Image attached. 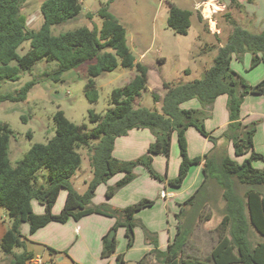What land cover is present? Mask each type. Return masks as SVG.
Masks as SVG:
<instances>
[{
  "label": "trees",
  "instance_id": "obj_1",
  "mask_svg": "<svg viewBox=\"0 0 264 264\" xmlns=\"http://www.w3.org/2000/svg\"><path fill=\"white\" fill-rule=\"evenodd\" d=\"M23 2L0 0V80H16L20 69H31L42 59L57 62L53 74L55 80L85 64L89 75L85 93L95 103L99 98L95 77L114 70L119 64L136 68V74L125 85L113 89L112 106L105 114L90 110V118L96 123L91 129L86 124L71 121L64 111L58 110L54 115V136L45 143H34L15 166L8 152L12 130L8 123L0 122V205L6 207L12 217L0 246L5 253H13L12 264H26L34 256L27 249L14 252L16 247H26L21 232L25 222L29 223L30 232L34 233L50 222L66 223L71 218L79 220L94 213L114 217L117 211L110 209L108 204L93 203L98 186L112 176L123 173L116 186H110L106 191L105 195L111 198L116 189L133 180V170L138 164L144 165L152 176L158 177L152 167L153 156L169 154L174 132L177 133L181 160L178 175L169 179V184L181 186L191 167L201 162L204 163V179L176 214V233L166 249L159 248L157 240L152 239L155 247L150 252L156 254L160 264H264V240L252 246L249 239L250 225L264 236V169L253 165V160L263 158V154L254 148L255 123H244L240 118L245 97L248 94H264V77L252 85L232 67L233 57L241 59L247 51L252 53V68L264 63V28L260 32H253L234 23L229 40L219 48L213 64L203 76L188 82L164 81L166 91L163 96L153 91L154 100L161 104L160 109L152 110L135 105L137 98L148 89L149 67L136 60L127 41V30L109 10L108 4L98 10L103 19L101 28L81 26L55 35L52 33L53 26L68 22L82 12V0H45L41 6L44 20L37 31H29L25 27L26 18L21 14ZM231 3L242 6L237 0ZM192 14V10L171 3L168 26L174 32L186 35L192 25ZM92 16L88 13L89 18ZM26 40H30V48L20 54L18 48ZM14 60L17 65L11 64ZM35 85L36 80H30L16 93L0 95V101H24ZM221 95L229 97L228 126L233 129L228 136L235 154L239 157L249 154L242 162L229 155L221 158L206 155L202 158L191 157L188 153L186 131L194 127L203 136H210L199 115ZM192 99H197L201 107H183ZM134 128H149L155 135L148 152L135 160L115 157L116 138L127 135ZM84 146L89 150L93 178L85 192L80 193L71 179L81 166L79 148ZM42 168L49 171L48 184L38 183V171ZM212 181L221 188L225 200L222 223L227 225V234L219 236L207 259H185L182 257L184 247L192 236L202 208L213 195L211 187H216L214 183L210 186ZM239 186L245 187L244 194ZM62 189L67 191L65 203L61 212L55 213L53 208ZM34 199L44 205L43 213L34 211ZM153 203V200L144 198L125 207L122 219L114 224L113 228H125L129 246L133 245L135 239L136 212ZM102 242L104 256L116 252V237L110 238L107 233ZM50 252L54 253V249L50 248ZM144 259L140 261L141 264H144ZM117 261L124 263L121 254L117 256Z\"/></svg>",
  "mask_w": 264,
  "mask_h": 264
},
{
  "label": "rangeland",
  "instance_id": "obj_2",
  "mask_svg": "<svg viewBox=\"0 0 264 264\" xmlns=\"http://www.w3.org/2000/svg\"><path fill=\"white\" fill-rule=\"evenodd\" d=\"M44 1L24 0L22 3L21 14L25 15V27L29 31H37L42 25L44 17L41 6ZM109 1L82 0V12L68 22L53 26L52 33L58 35L81 26L101 28L103 19L98 10L108 4L109 10L125 26L127 41L136 60L149 67L150 84L148 89L137 98L135 105L152 110L160 109L161 105L154 100L153 91L163 96L166 91L163 87L164 81L188 82L201 78L205 70L213 64V54L218 52L221 44L225 45L229 40L235 28L234 23L248 26L249 20L248 17L244 18L238 9L242 6L238 7L235 3L224 5L223 2H215L209 7L207 0L197 5V0H113L110 3ZM223 1L230 2V0ZM171 3L193 11L192 25L188 34L176 33L168 26L167 19ZM251 4L253 14H256L258 18L256 23L258 28L252 27L248 30L257 31L264 25V0H254ZM246 6H250L248 1ZM228 11H230L229 17L223 14ZM88 13L93 15L92 18L88 17ZM198 15L205 18L206 26L198 21ZM206 39L207 43L204 42ZM29 48L30 40H26L18 48V52L24 54ZM251 58L252 53L249 51L244 53L241 59L234 56L232 67L250 84L255 85L264 77V63L252 68ZM11 64L17 65V61L14 60ZM56 69V61L42 59L37 61L31 69H20L18 79L0 80V95L16 93L26 82L36 80V85L29 92L26 100L0 101V122L8 123L12 130L8 152L14 166L34 143H45L54 136V115L58 110L64 111L71 121L80 125L86 124L88 129H91L96 123L90 118V110L105 114L112 106L110 100L113 89L125 85L136 74V68L119 64L114 70L95 77L99 98L97 102L92 103L85 93V86L89 80L85 64L65 72L59 80L53 79ZM228 101V95H221L199 115L210 133L209 137L206 138L194 127L186 131L188 153L191 157L205 158L208 155L221 158L229 155L234 160L242 162L246 156H249V154L244 157L237 156L231 138L228 136L233 129L228 126L230 123ZM183 107L200 108L201 106L197 99H193L183 104ZM240 118L245 120L244 123L256 125L254 148L263 154V158L254 159L253 165L264 169V94H248L242 103ZM154 141L155 135L151 129L134 128L127 135L116 138L113 155L122 160L138 159L148 152L150 144ZM79 152L82 163L71 181L74 188L83 193L93 178V171L88 148L80 147ZM180 160L177 133L174 132L169 154L153 156L152 167L158 177L152 176L147 167L138 164L133 170L135 174L133 180L116 189L111 198L105 195L110 187L105 185L110 183L116 186L123 173L112 176L103 183L102 188L97 189L93 203L108 204L110 209L117 211L114 217L92 214L82 217L81 220L83 219L84 222L73 218L66 223L51 222L34 233L30 232L29 223L25 222L21 226V232L26 247H16L14 252L20 253L27 249L34 251L35 255L43 256L46 260L51 253L49 246H53L56 255L54 264H119L115 256L102 254V235H98L97 232L98 229L104 228L109 234L115 230L116 254H121L123 259L129 262H140L145 258L144 264H160L156 254L150 252L155 247L152 239L157 240L159 248L166 249L170 238H173L176 233V214L183 202L192 195L201 182V180L197 181L196 176V171L201 164H195L181 186L167 187L170 188L168 190L178 194L177 198L173 199L171 204L161 198L160 190L166 188L164 184L166 179L177 177ZM201 173L203 176V172ZM38 175V183L48 184V169H40ZM212 183L215 185L212 181L210 186ZM194 184L196 188L192 187ZM215 186V188L211 187L213 195L202 208L192 236L184 247L182 257L185 259H207L219 236L227 234V225L222 223L225 200L222 197L221 188ZM239 190L244 194L245 187L239 186ZM61 191L67 192L66 189ZM144 198L151 199L154 203L136 212L135 239L133 245L129 246L125 228L123 226L113 228V226L122 219V210L125 207ZM40 204L38 200H33L34 207L38 208L37 205ZM63 206L64 202L59 198L55 202L53 211L59 213ZM108 222L113 225L110 229H106ZM11 223L12 217L7 208L0 205V226L9 228ZM249 239L252 246H255L259 241L264 240V236L250 225ZM59 256H63L64 259L58 260ZM12 259L13 253H5L0 247V264L12 263ZM47 264L52 263L48 260Z\"/></svg>",
  "mask_w": 264,
  "mask_h": 264
},
{
  "label": "crops",
  "instance_id": "obj_3",
  "mask_svg": "<svg viewBox=\"0 0 264 264\" xmlns=\"http://www.w3.org/2000/svg\"><path fill=\"white\" fill-rule=\"evenodd\" d=\"M201 1H203V0H200V1H196V5L197 4H199V3H201ZM219 1V2H218ZM238 1V0H237ZM249 2L250 3V6L249 7H247L246 6V2ZM251 1H254V0H239L238 1V3H240V4H242V8H238L241 12H242V15H243V17L244 18H249V20H248V26L246 25V24H244V26L243 27H245V28H247V29H250V28H252V27H255V28H258L257 26H256V23H257V20H258V18L256 17V14H253V9H251V6H252V4H251ZM207 2H211V3H215V2H217V3H220V2H223L224 3V5L225 4H227V3H231V0H230V2H228V1H223V0H207ZM221 10H223V9H221ZM222 12H224V11H222ZM230 11H228V12H226V13H223V14H225V16H227V17H229V13ZM198 21L199 22H201V23H203L204 24V26H206L207 25V22L205 21V18L204 17H202L201 15L199 16L198 15ZM211 21H214L213 19H211ZM217 23H219L218 22V20H217ZM215 27V26H214ZM263 27H264V25L263 26H261V28H260V30H262L263 29ZM260 30H257V31H253V32H259ZM208 32V31H207ZM214 34V33H213ZM204 42H208V40L206 39ZM220 46H223L222 44L220 45ZM210 50V49H209ZM208 50V51H209ZM217 54V53H216ZM216 54H213V57H212V59H214V57H215V55ZM211 66V65H210ZM149 78H150V73H149ZM149 84H150V82H149ZM157 88H160V87H157ZM256 95H261V94H256ZM193 100V99H192ZM191 101V100H190ZM158 103H160V102H158ZM187 108H189V107H187ZM243 122H245V120L243 119L242 120ZM207 138V137H206ZM117 157V156H116ZM201 165H200V167H199V169H197V171H196V176H197V181H199V180H201V182L199 183V184H201L202 183V181H203V179H204V172H203V167H204V163L203 162H201L200 163ZM201 172H203V176H202V173ZM168 180L169 179H166V181H165V189H161L160 190V194L162 193V191H165V192H167V193H169V194H171L170 196H167V197H162L161 196V198H163V200H165L167 203H170V202H172V200L173 199H175V198H177V196H178V194L175 192V191H173V190H168V189H170V188H167V187H171L170 186V184H169V182H168ZM196 181V182H197ZM107 185H105V186H112V184H110V183H106ZM102 186H103V183H102V185L100 184L99 186H98V190L100 189V188H102ZM200 186V185H199ZM193 188L195 187V184H194V186H192ZM196 188V187H195ZM197 189V188H196ZM195 189V190H196ZM194 190V191H195ZM97 192V191H96ZM106 194V193H105ZM66 195H67V192L66 193H63V191H61L60 192V194H59V197H58V200H59V198H61V200L65 203V199H66ZM32 204H33V202H32ZM95 204V203H94ZM171 204V203H170ZM41 205V204H40ZM37 205V207L38 208H36V207H34L33 206V209H34V211L36 212V213H43L44 212V210H45V207L43 206V205ZM96 205H99V204H96ZM94 214H96V213H94ZM90 215H92V214H90ZM102 215V214H101ZM88 216V215H87ZM84 218V217H83ZM69 220H71V219H69ZM68 220V221H69ZM75 220V219H74ZM83 220V219H82ZM81 219H80V221L79 222H84V221H82ZM67 221V222H68ZM87 223H92V222H90V221H87ZM49 224H51V222L49 223ZM49 224H47L46 226H48ZM113 225L112 224H110L109 222L108 223H106V229H110L111 227H112ZM45 227V226H44ZM7 227L6 226H3V225H1L0 226V237L2 238L3 237V235H4V233L7 231ZM97 234L98 235H102V238H103V236L105 235V234H107V232H105V229L104 228H100V229H98V232H97ZM0 238V239H1ZM172 238H170V240H171ZM169 240V241H170ZM169 243V242H168ZM168 245V244H167ZM1 247V246H0ZM50 248H53V249H55L53 246H49ZM167 247V246H166ZM2 249V248H1ZM148 251V250H147ZM31 252H33V254L35 255L36 253L34 252V251H31ZM210 252H211V250H210ZM46 253V252H45ZM46 255V254H45ZM113 256H115L116 257V260H117V256L118 255H120V254H116V252L115 253H113L112 254ZM53 257L54 259H55V257H56V255H55V253L53 254V253H50V255L49 256H47V257ZM64 259V257L63 256H59L58 257V260H63ZM128 260H126L125 258H124V263L125 262H127ZM8 262H10V261H8ZM129 262V261H128ZM27 263V262H26ZM123 263V264H124ZM9 264H12V263H9Z\"/></svg>",
  "mask_w": 264,
  "mask_h": 264
},
{
  "label": "built area",
  "instance_id": "obj_4",
  "mask_svg": "<svg viewBox=\"0 0 264 264\" xmlns=\"http://www.w3.org/2000/svg\"><path fill=\"white\" fill-rule=\"evenodd\" d=\"M171 194L162 191L161 196L162 197H167L170 196ZM50 260V262L52 264L55 263V259L53 257H48V259L45 260V258L43 256H39V255H34L33 257H31L30 259L27 260L26 264H47V261Z\"/></svg>",
  "mask_w": 264,
  "mask_h": 264
},
{
  "label": "water",
  "instance_id": "obj_5",
  "mask_svg": "<svg viewBox=\"0 0 264 264\" xmlns=\"http://www.w3.org/2000/svg\"><path fill=\"white\" fill-rule=\"evenodd\" d=\"M114 234H115V230H113V232L109 234L110 238H114L115 237ZM124 264H141V263L132 261V262H125Z\"/></svg>",
  "mask_w": 264,
  "mask_h": 264
},
{
  "label": "bare ground",
  "instance_id": "obj_6",
  "mask_svg": "<svg viewBox=\"0 0 264 264\" xmlns=\"http://www.w3.org/2000/svg\"><path fill=\"white\" fill-rule=\"evenodd\" d=\"M208 6H209V7L211 6V2L208 3ZM209 7H208V10H209Z\"/></svg>",
  "mask_w": 264,
  "mask_h": 264
}]
</instances>
